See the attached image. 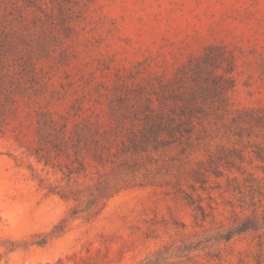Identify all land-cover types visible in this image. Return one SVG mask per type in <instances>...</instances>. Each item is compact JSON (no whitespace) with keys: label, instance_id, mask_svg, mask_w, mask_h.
Returning a JSON list of instances; mask_svg holds the SVG:
<instances>
[{"label":"rangeland","instance_id":"1","mask_svg":"<svg viewBox=\"0 0 264 264\" xmlns=\"http://www.w3.org/2000/svg\"><path fill=\"white\" fill-rule=\"evenodd\" d=\"M1 42L39 84L0 134V264H264L261 224L223 239L264 211V0H0ZM210 51L232 80L225 123L210 115L208 134L145 157L97 216L72 217L77 203L52 189L83 191L91 182L69 170H96L76 137L52 151L55 167L39 163L35 111L120 142L145 108L174 106L173 87L193 88Z\"/></svg>","mask_w":264,"mask_h":264},{"label":"trees","instance_id":"2","mask_svg":"<svg viewBox=\"0 0 264 264\" xmlns=\"http://www.w3.org/2000/svg\"><path fill=\"white\" fill-rule=\"evenodd\" d=\"M12 48L16 47L5 42L0 44V134L2 135L12 121L20 118L22 104L29 105L28 101L37 95L38 90L35 85L39 84L35 63L32 64L23 57H14L11 53L14 50ZM211 53L210 51L199 59L206 65H201L197 71L194 86L190 91H181L173 87L174 92L177 90L173 95L174 106L169 107L164 102L157 108L153 106L145 108L143 118L137 119L134 127L136 129L128 130L120 142L117 138L114 140L113 137H109L108 131H102L99 126L94 127L88 122H84L83 127L75 123L74 130L69 132L66 119L58 127L57 120L50 112L35 111L37 116L35 130L39 147L32 155L39 163H43L45 167H55L56 157L52 151H60L62 142L68 144L67 140L76 137L79 142L84 140L82 148L96 170L94 173L96 176L91 175L89 166L85 164L80 171L69 170L67 175L69 183L73 175H79L81 172H84V178L91 182L83 191L70 186L67 190L52 189L51 192L58 194L62 199L77 203L72 209V217L84 216L92 219L97 216L110 199L131 187L137 180L136 173L141 166H144L145 157L150 159L152 153L161 149L191 144L193 134L200 125L202 128L198 132L208 134L207 126L203 122L209 120L210 115H215L225 123L231 110L224 102L223 94L231 88L228 83L232 84V80L230 82L224 75L215 76L214 66L221 68L219 63L225 60V57L220 52L217 57ZM39 60L40 57L37 58V61ZM232 71H227V74ZM210 100H213V103L210 104ZM115 136H118L117 133ZM260 152L256 153V157L263 159ZM74 182L77 184L78 181ZM188 199L191 200V205L196 203L192 197ZM196 210L202 215L203 220L207 218L202 205H197ZM256 212L255 210L254 214ZM255 218H247L235 229L228 231L223 239L228 242L234 236L257 230L260 224L264 227V211L261 222Z\"/></svg>","mask_w":264,"mask_h":264}]
</instances>
